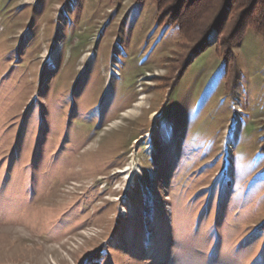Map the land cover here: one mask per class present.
I'll list each match as a JSON object with an SVG mask.
<instances>
[{
    "label": "rangeland",
    "instance_id": "rangeland-1",
    "mask_svg": "<svg viewBox=\"0 0 264 264\" xmlns=\"http://www.w3.org/2000/svg\"><path fill=\"white\" fill-rule=\"evenodd\" d=\"M237 1L0 0V264H264Z\"/></svg>",
    "mask_w": 264,
    "mask_h": 264
},
{
    "label": "trees",
    "instance_id": "trees-1",
    "mask_svg": "<svg viewBox=\"0 0 264 264\" xmlns=\"http://www.w3.org/2000/svg\"><path fill=\"white\" fill-rule=\"evenodd\" d=\"M236 3L237 5L239 4L241 8L245 9L242 14L244 19L240 22L241 27L237 32L243 33L246 28L252 27L264 37V0H238ZM209 12V10L204 11L201 14H194L195 12H190L189 19L187 18L185 20V24L179 22L180 26H182V28L192 26L193 22L199 21L201 18L203 19L204 15L207 17Z\"/></svg>",
    "mask_w": 264,
    "mask_h": 264
}]
</instances>
